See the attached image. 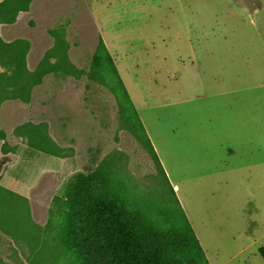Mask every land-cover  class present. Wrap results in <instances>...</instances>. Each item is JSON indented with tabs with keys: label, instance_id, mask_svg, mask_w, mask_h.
I'll return each instance as SVG.
<instances>
[{
	"label": "rangeland",
	"instance_id": "1",
	"mask_svg": "<svg viewBox=\"0 0 264 264\" xmlns=\"http://www.w3.org/2000/svg\"><path fill=\"white\" fill-rule=\"evenodd\" d=\"M93 176L172 264H264V0H0V264H80Z\"/></svg>",
	"mask_w": 264,
	"mask_h": 264
},
{
	"label": "trees",
	"instance_id": "2",
	"mask_svg": "<svg viewBox=\"0 0 264 264\" xmlns=\"http://www.w3.org/2000/svg\"><path fill=\"white\" fill-rule=\"evenodd\" d=\"M150 150L166 178L151 144ZM107 187L105 179L93 176L68 199V223L63 238L74 248L79 263L172 264L168 257L170 247L166 245L174 235L146 225L141 214L124 208ZM261 256L264 261V249Z\"/></svg>",
	"mask_w": 264,
	"mask_h": 264
},
{
	"label": "crops",
	"instance_id": "3",
	"mask_svg": "<svg viewBox=\"0 0 264 264\" xmlns=\"http://www.w3.org/2000/svg\"><path fill=\"white\" fill-rule=\"evenodd\" d=\"M229 150H230V149H229ZM161 164H162V166H163V162H161ZM164 171H165V170H164ZM165 174H166V177L169 178L168 173L165 172ZM168 181H169V179H168ZM170 183H172V187H173L174 192H175V195H176V197H177V188H178V186H177V181H176V182H170Z\"/></svg>",
	"mask_w": 264,
	"mask_h": 264
}]
</instances>
